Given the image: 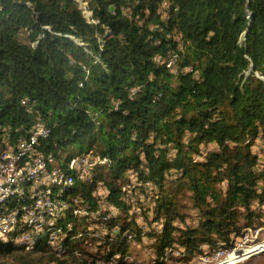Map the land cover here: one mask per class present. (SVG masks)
<instances>
[{"label":"trees","instance_id":"trees-1","mask_svg":"<svg viewBox=\"0 0 264 264\" xmlns=\"http://www.w3.org/2000/svg\"><path fill=\"white\" fill-rule=\"evenodd\" d=\"M37 116L52 127L40 149L110 159L98 178L116 207L128 208L129 171L157 187L143 214L162 229L126 215L102 245L106 260L125 262L129 227L134 240L153 239L156 264H170L167 247L188 258L264 224V162L248 141L264 138V0H0V123L28 134ZM84 243L59 254L0 240V264H96Z\"/></svg>","mask_w":264,"mask_h":264},{"label":"bare ground","instance_id":"bare-ground-1","mask_svg":"<svg viewBox=\"0 0 264 264\" xmlns=\"http://www.w3.org/2000/svg\"><path fill=\"white\" fill-rule=\"evenodd\" d=\"M84 7L87 15L92 17L93 12L89 6L85 5ZM157 58L160 59V57ZM165 62L167 66H173L176 59L168 57ZM169 69L176 72L175 67H169ZM114 103L118 107V100H115ZM49 132H52L51 125L41 116H37L35 126L30 133L22 134L15 131V138L28 139L20 141V151L38 149V142L42 137L49 136L51 134ZM9 135L10 127H0V150L14 146V139L3 138V136ZM257 140L260 143H255L254 140V150H260L261 143H264V138L261 136H258ZM248 141H253V139H248ZM202 150L203 154L197 155V160L204 158L208 148L203 146ZM62 156L41 149V153L36 154V157H33L31 153H18L12 157L9 162V172L15 173L8 180L0 182V220L10 214V223H12V226L9 227V235L5 237H1L0 226L2 242L17 245L24 252H30L38 245H47L53 251L62 254L72 246L73 240L83 239L87 243L96 242L99 244L105 243L107 240L114 241L121 235V225L117 222V217L123 208L117 207L118 210H111L114 204L108 199V192L105 200L103 192L92 193V196L97 199V204L94 207L90 204L91 200L79 199L84 188H98L100 179L98 178V167L110 162V159L86 151L71 154L64 162L61 161ZM25 164L35 166L29 167L24 174L22 171H16V167ZM50 169L56 170L50 172ZM49 173L50 175H47L46 181H44L45 174ZM144 183H147L148 190L145 192V198L137 202L138 191L136 189ZM156 189L155 183L140 178L137 173L129 171L126 174V180L121 183V201L128 206L125 210L130 219L135 217L139 221L141 213L133 212L136 206L139 210L153 208L156 204L153 200ZM40 198L52 199V204L37 207V199ZM102 200H104V210H101ZM255 206H258L257 202L253 204L254 208ZM32 208L34 210L28 214ZM40 220L43 221L38 223ZM191 220L198 222L196 217ZM35 223H38L35 232L30 238H27L29 225H35ZM90 225L91 228L88 227ZM162 225H158L159 230L162 229ZM253 226L244 227L242 230L244 232H259L264 227L262 225ZM243 231L240 234L232 233L230 241H222L216 246L205 243L188 258L186 255H178L181 256L179 261L191 264V262H196V257H210L218 255L222 251H236L238 249L237 239L243 238ZM128 233H134L132 228L129 227L124 231L125 236H128ZM259 234L257 233L253 237L252 256L264 252V239H260ZM134 236L135 233L131 238H128L133 240ZM179 248L184 247H167L165 250L166 260L169 261L173 255L176 256ZM242 249H250V242H242ZM96 261L98 264L102 263L100 259H96ZM235 261L233 260L231 264Z\"/></svg>","mask_w":264,"mask_h":264},{"label":"built area","instance_id":"built-area-1","mask_svg":"<svg viewBox=\"0 0 264 264\" xmlns=\"http://www.w3.org/2000/svg\"><path fill=\"white\" fill-rule=\"evenodd\" d=\"M159 59V58H157ZM169 67H175V64L173 66H167ZM138 88H134L133 92L136 91ZM120 100H118V106L120 104ZM36 126H38V123H36ZM0 127H10V135L9 136H3V138H9V139H14V146H9L6 150H0V182L1 181H6L8 180L11 175L15 172H9V162H11L12 157H14L18 153H31L33 154V157H36V154L41 153V149L39 147L40 142H38V149H32L30 151H20V141L22 140H28L26 138H15V131H18V129L8 125V124H0ZM51 133V132H49ZM255 143H260L257 138L255 139ZM262 143H261V148H262ZM37 164V163H36ZM35 165H23V166H18L16 167V171H22V174L25 173L26 170L29 169V167H34ZM52 170L56 169H50V172ZM50 175L45 174V179L46 181V176ZM71 176V175H70ZM69 176V177H70ZM148 190L147 183L141 184L138 189V199L137 202H140L142 199L145 198V189ZM94 192H103L104 193V200L106 199V193L108 192V189L106 187V183L102 180L99 179V184L97 189H92V193ZM79 199H86L90 200L88 196L85 194L84 191L81 192V198ZM102 200V209L103 208V201ZM1 202H4V200H1ZM47 204H52V199H37V207L38 206H45ZM35 208V207H34ZM32 208L31 211H28V214L34 210ZM111 210H118L115 205L112 206ZM133 212H140L141 215L143 214L144 210H139L137 209V206L135 207ZM80 220V219H79ZM43 220H40L38 223L42 222ZM189 224L196 223L197 220H191V218L188 219L187 221ZM38 223H35V225H29V231L27 234V238H30L32 233L35 232V227L37 226ZM0 226H1V237H5L9 235V227L12 226V223H10V214L6 215V218H1L0 220ZM91 228V225L88 226ZM262 230H264V227H262ZM262 230L259 232H244L243 230V238L237 239L238 242V249L236 251H222L220 254L215 255V256H210V257H196V264H231L233 260H236L233 264H236L238 261H241L243 259H247L253 255V237L255 234L260 233ZM134 235V233H128V237L131 238ZM242 242H250V249H242ZM99 244H104V243H99ZM186 249L185 248H179L178 251L176 252V256L178 255H186ZM194 255V254H192Z\"/></svg>","mask_w":264,"mask_h":264},{"label":"rangeland","instance_id":"rangeland-1","mask_svg":"<svg viewBox=\"0 0 264 264\" xmlns=\"http://www.w3.org/2000/svg\"><path fill=\"white\" fill-rule=\"evenodd\" d=\"M262 137V136H261ZM254 140L252 141V149ZM254 150V149H253ZM79 152L78 145H71L67 152L62 156L61 161L64 162L67 156L71 154H77ZM254 152L257 153L259 157V162H264V143L262 145V148L260 150H254ZM186 204H190L188 199L185 201ZM156 205V204H155ZM153 206V208L155 207ZM190 212H193V208H189ZM126 213V210L120 211V215L117 217V221H126L128 219V215ZM153 217V214L150 215ZM127 218V219H126ZM149 218V219H148ZM151 218L149 217V214H142L140 215L139 221H136L138 225L144 230L148 231L152 228H158V225L154 223H150ZM244 218H241L240 223L244 222ZM157 225V226H156ZM264 226V224H261ZM258 224V226H261ZM244 227V226H243ZM242 227V228H243ZM254 227V226H253ZM255 229V227H254ZM260 239H264V230H262L259 234ZM153 239L150 238L148 235H144V237L141 240H134L131 241V243L128 246V252L127 256L125 257V262L123 264H156V259L158 257L157 249L152 246ZM76 240H73L71 242V245L75 244ZM101 245V246H100ZM103 244H98L96 242H90V243H84L83 247H86V251L83 253V257L88 260V262L95 260L96 264L98 262L96 259H100L102 263L100 264H118L117 259L113 258L110 261L106 260L105 258H102L100 254L101 248ZM24 252V251H22ZM36 256V254H35ZM38 256V255H37ZM61 258H64L65 256L61 255ZM69 257V256H68ZM181 256H172V258L168 261L170 264H185L184 261H179ZM9 260L12 259V257L8 258ZM44 260V259H43ZM48 262V261H47ZM177 262V263H176ZM50 264H57L56 262H50ZM82 264V263H80ZM191 264H196V262H191ZM236 264H264V252L259 253L257 255L251 256L247 259H243L241 261H238Z\"/></svg>","mask_w":264,"mask_h":264}]
</instances>
